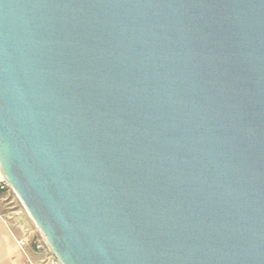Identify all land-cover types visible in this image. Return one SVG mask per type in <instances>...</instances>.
I'll list each match as a JSON object with an SVG mask.
<instances>
[{"label":"water","instance_id":"obj_1","mask_svg":"<svg viewBox=\"0 0 264 264\" xmlns=\"http://www.w3.org/2000/svg\"><path fill=\"white\" fill-rule=\"evenodd\" d=\"M0 180L58 264H264V0H0Z\"/></svg>","mask_w":264,"mask_h":264},{"label":"crops","instance_id":"obj_2","mask_svg":"<svg viewBox=\"0 0 264 264\" xmlns=\"http://www.w3.org/2000/svg\"><path fill=\"white\" fill-rule=\"evenodd\" d=\"M21 226L14 224L0 210V264H39L40 255L31 244L23 248L17 241L23 237Z\"/></svg>","mask_w":264,"mask_h":264},{"label":"rangeland","instance_id":"obj_3","mask_svg":"<svg viewBox=\"0 0 264 264\" xmlns=\"http://www.w3.org/2000/svg\"><path fill=\"white\" fill-rule=\"evenodd\" d=\"M0 210L14 224L22 227L24 233L22 238L38 234L37 229L11 188H7L0 193Z\"/></svg>","mask_w":264,"mask_h":264},{"label":"built area","instance_id":"obj_4","mask_svg":"<svg viewBox=\"0 0 264 264\" xmlns=\"http://www.w3.org/2000/svg\"><path fill=\"white\" fill-rule=\"evenodd\" d=\"M7 188L11 187L5 181L0 180V191L3 192ZM17 243L20 248H23L27 243L31 244L34 250L40 255V260L38 262L39 264H58L55 256L44 244V241L39 233L30 235L27 238H21L17 241Z\"/></svg>","mask_w":264,"mask_h":264},{"label":"trees","instance_id":"obj_5","mask_svg":"<svg viewBox=\"0 0 264 264\" xmlns=\"http://www.w3.org/2000/svg\"><path fill=\"white\" fill-rule=\"evenodd\" d=\"M0 193H2V192L0 191Z\"/></svg>","mask_w":264,"mask_h":264}]
</instances>
